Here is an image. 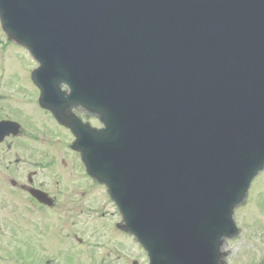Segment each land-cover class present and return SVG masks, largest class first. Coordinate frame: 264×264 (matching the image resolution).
<instances>
[{"label": "water", "instance_id": "water-1", "mask_svg": "<svg viewBox=\"0 0 264 264\" xmlns=\"http://www.w3.org/2000/svg\"><path fill=\"white\" fill-rule=\"evenodd\" d=\"M0 23L149 264H226L264 171V0H0Z\"/></svg>", "mask_w": 264, "mask_h": 264}, {"label": "rangeland", "instance_id": "rangeland-1", "mask_svg": "<svg viewBox=\"0 0 264 264\" xmlns=\"http://www.w3.org/2000/svg\"><path fill=\"white\" fill-rule=\"evenodd\" d=\"M2 43L5 40L0 33V61L18 66L6 74L25 81L31 57ZM91 125L99 126L95 121ZM63 138L71 142L68 132ZM12 143L16 149L8 151L3 146L2 154L9 155L4 159L14 160V152H18L21 160L28 162L20 182L25 183L27 174L36 170V182L49 192H58V206L32 211L24 195L0 178V264H131L133 260L147 264L145 253L133 239L116 229L120 217L104 189L87 180L79 168L74 172L71 165L61 169L54 163L60 145L52 148L23 139ZM36 161L40 163L34 167ZM74 187L77 191L71 192ZM71 197L76 206H64ZM234 220L241 233L225 248L230 252L226 264L264 263V171L253 181L245 204L235 210Z\"/></svg>", "mask_w": 264, "mask_h": 264}, {"label": "flooded vegetation", "instance_id": "flooded-vegetation-1", "mask_svg": "<svg viewBox=\"0 0 264 264\" xmlns=\"http://www.w3.org/2000/svg\"><path fill=\"white\" fill-rule=\"evenodd\" d=\"M30 62L31 64L27 65L29 68L26 69L27 75L25 77L27 79L21 81L14 76L6 74L8 69H15L18 66L9 64L8 61H0V122L14 123L13 126L15 128V133H10L0 140V178L3 181H7L9 188L24 195L32 211L45 212L57 206L58 192L53 189H50L53 193L49 192L48 187L45 188L43 183H37L38 174L36 170L27 174L25 183L20 182L19 178L25 171L28 162L25 163V161L21 160L18 152H14V160L4 159L9 155L2 154V147L5 146L8 151H11L13 148L16 149L12 141L19 139H23L26 142L37 141L43 146L49 144L52 148L60 145L58 148L59 158H56L54 163L61 169H67L71 165L70 168L74 172L76 167L81 170L82 165L79 162L78 155L70 149L71 142L66 143L63 140L64 135L67 132L70 134V132L59 125L50 112L40 107L38 103L40 90L31 80V72L36 68V65H34L33 60ZM52 139H54V142H52ZM72 140L71 136L70 141ZM62 141L66 145L65 147H62ZM70 154L73 156H70ZM39 163V161H36L33 166L37 167ZM31 191H40L41 193L48 194L54 201L53 207L39 204L32 196ZM73 191H77L76 187L71 190V192ZM76 202H73L71 197L66 201L64 206L66 204L76 206Z\"/></svg>", "mask_w": 264, "mask_h": 264}]
</instances>
